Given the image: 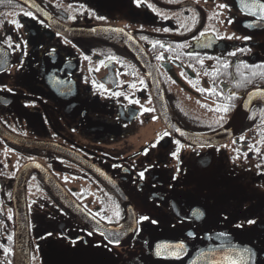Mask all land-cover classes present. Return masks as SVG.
<instances>
[{
  "label": "flooded vegetation",
  "instance_id": "obj_1",
  "mask_svg": "<svg viewBox=\"0 0 264 264\" xmlns=\"http://www.w3.org/2000/svg\"><path fill=\"white\" fill-rule=\"evenodd\" d=\"M254 4L264 0H0V264H91L93 249L155 264V246L180 243L169 249L264 256V14ZM254 95L219 143L212 135ZM73 202L109 228L102 239Z\"/></svg>",
  "mask_w": 264,
  "mask_h": 264
},
{
  "label": "water",
  "instance_id": "obj_2",
  "mask_svg": "<svg viewBox=\"0 0 264 264\" xmlns=\"http://www.w3.org/2000/svg\"><path fill=\"white\" fill-rule=\"evenodd\" d=\"M19 1V0H16ZM27 6H30L27 4ZM254 102H260V98L258 95H254L251 96L249 99H247L242 107L240 108V110L236 113V115L234 116L232 122L223 130L214 133L212 135V137H214L216 140H218L219 143L226 141L228 138H232V136H234L236 134V132L242 127L243 123L245 122V120L248 117L249 111L251 106L253 105ZM123 180L121 181L120 184H117L116 182L114 183V185H112V188L115 189V194L116 196H120V193H118L119 191H123ZM122 193V192H121ZM59 196L61 197V195L63 194L62 192L58 191ZM126 210H128V207L130 205V202L128 200L127 197H125L124 199H121ZM68 205L67 208L68 210H70L69 207H71L70 211H73V216L76 220H78L79 222H81V224H83V226L90 228L92 230H94V232H97V235L99 237H101L100 239H102V228H106L109 229L108 227H104L102 226V224L94 221L93 219H91V217L87 214L84 213V210L77 205L75 202H73V204L71 203H67ZM26 235L28 236V222L26 223ZM107 237L103 238L104 242L107 243ZM27 240V252H28V239ZM154 242L151 245V248H153V246L156 244H154ZM92 246V244L90 245V247ZM155 250V258L157 260H155V264H161L163 263V261L169 260V264H215L216 261H221L223 260L225 255L231 256L232 258H235L237 260L240 261V264H264V256L261 257H255L253 256L251 258V260L249 259L248 255L243 254V256H239L237 253H226V252H222V251H216V252H212V253H203L201 252L198 255H195L194 257L188 254H179L178 256H181L182 259L184 261L181 262H172L171 259L173 257H175V252H172L171 249H167L164 250L161 255H157L156 251H157V246L154 247ZM92 252H94L93 254L95 255H91L85 262H91V264H118L115 260H113V258L108 255L104 250H96L93 249ZM188 261V262H187ZM190 261V262H189ZM101 262V263H100ZM186 262V263H185Z\"/></svg>",
  "mask_w": 264,
  "mask_h": 264
},
{
  "label": "snow or ice",
  "instance_id": "obj_3",
  "mask_svg": "<svg viewBox=\"0 0 264 264\" xmlns=\"http://www.w3.org/2000/svg\"><path fill=\"white\" fill-rule=\"evenodd\" d=\"M253 6H254V7H258V8L260 9L261 13L264 14V4H254ZM150 7H151V5H150ZM219 7H220V8H225L226 5H224V4H220ZM245 7H248V5L245 4ZM27 14H28V15H31V13H27ZM262 18H264V17H262ZM100 19H103V17H100ZM19 26H20V25L17 24V27H19ZM201 35H205V33H201ZM237 38H239V37H237ZM228 39H232V37H228ZM244 39H249V37H245ZM161 47H163V45H161ZM229 55H235V53H234V52H233V53H229ZM85 58H87V57H85ZM159 58H160V57H158V59H159ZM202 63H203V62L201 61V64H202ZM227 66H228V65L225 64V67H227ZM262 75H264V73H262ZM141 83H143V81H141ZM133 87H135V86L133 85ZM261 94L264 95V93H261ZM117 95H118V94H117ZM218 110H219V109H218ZM145 111H150V109H145ZM223 111L227 112V111H228V108L225 107V108L223 109ZM165 135H167V133H165ZM152 146L155 147L156 145L153 144ZM145 154H146V153H145ZM173 155H177V153H173ZM139 176H140L141 178H143V177H144V172H140V173H139ZM115 215H116V216H119V212L117 211V212L115 213ZM192 215H193V216H198V217H199V216H203V213L200 212L199 210H194L193 213H192ZM144 221H148V222L151 223V224H157V223H158L157 220H155V219H151L149 216H141L140 219H139V221H137V223H142V222H144ZM109 222H111V221L109 220ZM246 223L249 224V225H252V224H255L256 221H255V220H247ZM236 227H237V228L243 227V224H238V225H236ZM49 235H51V233H50ZM102 235H103V233H102ZM189 235H192V233H189ZM220 235H224V234L221 233ZM73 243H76V242L73 241ZM108 243H110V244H114V245H119L120 241H119V239H109V240H108ZM172 247H175V248H178V249H183V248H184V244H183V243H180V244H177V245H174V246H173V245H168V244H160V245H157V251H156V254L159 256V255H161V253H162L164 250H167V249L172 248ZM230 249H231L232 251H235V252H236L239 256H241V257L243 256L244 253H248V257H249L250 260H251V258L255 255V253L252 252V251H251L250 249H248V248H244L243 250H240V249H236L234 245H231V246H230ZM6 251H7V250H6ZM175 255L178 256L179 254H178V253H175ZM215 264H240V261L237 260V259H235V258H232L231 256L225 255L224 258H223V260H221V261H216Z\"/></svg>",
  "mask_w": 264,
  "mask_h": 264
}]
</instances>
